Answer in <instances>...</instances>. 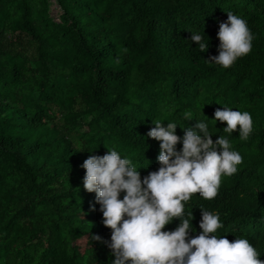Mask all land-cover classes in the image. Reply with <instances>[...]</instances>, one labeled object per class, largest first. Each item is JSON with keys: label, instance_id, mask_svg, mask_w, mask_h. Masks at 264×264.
<instances>
[{"label": "trees", "instance_id": "16d2710c", "mask_svg": "<svg viewBox=\"0 0 264 264\" xmlns=\"http://www.w3.org/2000/svg\"><path fill=\"white\" fill-rule=\"evenodd\" d=\"M227 11L254 39L224 68L206 58ZM191 30L209 37L207 50ZM218 102L251 113L247 140L212 120ZM153 119L179 123L178 135L204 119L213 140L230 139L242 162L214 198L185 202L188 231H202L200 207L217 211V235L246 237L264 260V0H0V264H111L112 229L81 165L115 147L141 179L157 170Z\"/></svg>", "mask_w": 264, "mask_h": 264}, {"label": "clouds", "instance_id": "9594fccd", "mask_svg": "<svg viewBox=\"0 0 264 264\" xmlns=\"http://www.w3.org/2000/svg\"><path fill=\"white\" fill-rule=\"evenodd\" d=\"M227 12V19L219 21L218 54L206 58L224 68L248 54L254 39L246 19ZM189 39L198 42L200 50L209 48V37L200 32L191 30ZM222 105L215 108L212 120L226 121L223 130L229 134L239 125V138L247 140L254 127L251 113ZM183 116L193 118L187 111ZM162 120L153 119L155 126L146 133L159 141V167L142 179L139 166L115 147H108L102 155H89L81 165L86 169L83 187L95 192L102 222L112 229L111 239L106 241L115 256L111 264H264L261 253L246 237L236 236L230 241L217 235L223 227L217 211L200 207L202 231L191 237L188 231L195 230L194 214L192 210L185 212V202L194 193L214 198L222 176L237 171L241 153L227 136L213 140L207 120L196 119L194 126L183 127L182 135L176 132L179 123L167 120L165 124ZM178 141L182 142L179 149ZM176 217L180 222L175 229L164 230ZM94 239L101 237L95 235Z\"/></svg>", "mask_w": 264, "mask_h": 264}, {"label": "rangeland", "instance_id": "374dc122", "mask_svg": "<svg viewBox=\"0 0 264 264\" xmlns=\"http://www.w3.org/2000/svg\"><path fill=\"white\" fill-rule=\"evenodd\" d=\"M52 5H53V8L50 10V14L55 19V18L58 17L59 10H58V6L54 3V1H53V3L50 6H52Z\"/></svg>", "mask_w": 264, "mask_h": 264}, {"label": "water", "instance_id": "95a60500", "mask_svg": "<svg viewBox=\"0 0 264 264\" xmlns=\"http://www.w3.org/2000/svg\"><path fill=\"white\" fill-rule=\"evenodd\" d=\"M53 8V5L52 6H50V10Z\"/></svg>", "mask_w": 264, "mask_h": 264}]
</instances>
